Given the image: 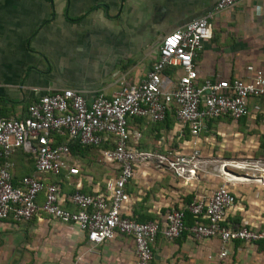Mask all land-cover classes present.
Returning a JSON list of instances; mask_svg holds the SVG:
<instances>
[{
  "label": "crops",
  "instance_id": "1",
  "mask_svg": "<svg viewBox=\"0 0 264 264\" xmlns=\"http://www.w3.org/2000/svg\"><path fill=\"white\" fill-rule=\"evenodd\" d=\"M217 1L0 0V119H22L30 103L64 89L77 91L90 102L100 91L111 96L120 81L139 83L156 60V47L163 35L203 16ZM210 24L211 39L202 44L194 58L198 82L217 77L245 80L246 66L264 74V0H240L217 13ZM164 74L174 81L180 71L168 67ZM247 111L235 122L219 118L207 125L221 121L219 126L227 125L233 136L240 138L238 142L248 137L240 150H252L251 155H255L261 142L253 138L261 139L264 146V100L248 99ZM168 119L172 122L170 129L165 123L129 119L132 146L148 155L152 150L178 151L182 140L188 138L184 134L178 139L177 127L170 115ZM149 134L171 136L176 147L146 148L141 145V138ZM75 146L79 150L70 153L68 165L76 167L78 175L62 172L48 180L57 183L65 196L76 191L88 195L101 191L104 183L116 175L115 166L101 161L102 146ZM92 151L99 155L98 162H93ZM247 160L253 164L258 161L256 166L264 170V151L261 160L254 156ZM10 161L15 180L33 174L32 160L21 150H14ZM227 161H200L203 173L200 175L198 167L197 175L204 180H182L168 170L166 182L160 179L163 175L146 167L148 163L136 164L134 177L125 187L129 195L125 214L137 222L159 221L166 208L185 206L195 196H208L215 187L224 185L236 197L227 221L237 225L244 220L254 227H263L264 172L253 169L250 175L243 172L249 180H226L216 166ZM254 178H260L261 183ZM185 224H191L188 215ZM222 249L227 254L221 264L264 262L262 242L223 244L217 238L194 240L183 232L172 240L157 235L150 264H214ZM0 264H134L133 243L127 236L116 235L91 245L72 224L45 217L21 223L8 218L0 221Z\"/></svg>",
  "mask_w": 264,
  "mask_h": 264
},
{
  "label": "built area",
  "instance_id": "2",
  "mask_svg": "<svg viewBox=\"0 0 264 264\" xmlns=\"http://www.w3.org/2000/svg\"><path fill=\"white\" fill-rule=\"evenodd\" d=\"M239 1L218 0L203 16L163 35L156 47V60L135 85L120 81L111 96L100 91L90 102L79 92L64 89L30 103L22 119H0V221L11 218L21 223L45 217L72 224L91 245L116 235L127 236L133 243L134 264H150L157 235L172 240L186 232L194 240L264 244V226L227 221L236 197L224 185L215 187L208 196H195L185 206L166 208L159 221L137 222L125 214L129 203L125 187L134 177L136 160L148 156L132 146L129 119L159 124L172 117L178 139L186 134L188 140H182L180 151L156 157L181 178L184 167L189 163L194 166L192 160L199 156L198 134L209 121L228 118L235 122L248 114V99L264 100V74L252 66L245 67V80H197L194 58L202 44L211 39L210 21ZM168 67L180 71L174 81L164 74ZM72 144L81 148L102 146L101 161L115 166L116 175L101 191L89 195L76 191L65 196L57 183L48 180L62 172L78 175V169L68 165ZM16 149L33 163V174L17 180L10 161ZM257 163L253 169L264 172ZM188 172L193 175L192 169ZM254 181L261 183L260 178ZM185 215L190 216L191 224H185ZM226 254L222 249L214 264H221Z\"/></svg>",
  "mask_w": 264,
  "mask_h": 264
},
{
  "label": "rangeland",
  "instance_id": "3",
  "mask_svg": "<svg viewBox=\"0 0 264 264\" xmlns=\"http://www.w3.org/2000/svg\"><path fill=\"white\" fill-rule=\"evenodd\" d=\"M219 122H221V121H215L214 123L207 125L203 130L200 131V133L198 134V136L201 140V142L199 144V147L201 148L199 156L192 160V162H194V166H192V164L189 163L184 167V171H183L180 179L184 180L185 178H189L191 181H196V178H198L197 180H204V177H199L197 175L196 169L199 167L198 171H200L199 173H200V175H202L203 172L201 171L200 161H205V160L212 161L215 158H216V160H228L231 162L241 163V164L245 165L243 170L226 168L224 172H226L228 174L231 173L233 175L240 176L242 178H247L243 175L244 174L243 172H246L249 175L251 173H253L252 172L253 171V165H252L253 163L250 160H247L245 162V160L249 156H254L255 158H258L259 160H261L262 152L264 151V146H263L262 140L253 138V140H255V141L258 140V142L259 141L261 142L260 146L258 145L257 149L254 150L255 155H251V153L253 152L252 150L250 152H248V151L243 152L240 149H242L245 142L248 141V137H243V139L240 142H238V140L240 138H235L233 136V133H231V129L227 125H223V127H220ZM225 123L228 124L229 121L226 120ZM170 137L171 136L163 135L162 138H159V137H153L152 135L149 134L147 137L144 136L141 138V145H145L144 147L152 148V149L155 146H158L161 149L165 150L168 148V145L170 147L175 146V143H176L175 138L171 139ZM204 139H206V140L204 141ZM156 142H159V144H157ZM253 144H255V143H253ZM249 146H251V144ZM167 151L168 150L163 152L160 150L159 152L157 151L156 153H154V151L152 150V152L147 157H145L144 159L138 158L136 160V164L139 165L141 163H148V165L146 167H149V168L153 169L154 171H156V173H160L161 175H163L160 179L161 180L164 179L166 182L167 178H168L167 173H168L169 169L167 170L165 162L159 160L156 156H158V155L167 156V155H165ZM162 152H163V154H162ZM90 155L93 157V162H96L98 160V158H100L99 155L97 154V152H94V151H92V154H90ZM172 157H173L172 155L169 156V158H172ZM205 165L208 166V164H205ZM85 167L88 168L89 165L86 163ZM190 169L193 170V175H189L188 170H190ZM160 171H162V172H160ZM237 171H241V173H238ZM155 175H157V174H155ZM155 177L156 176H154V178Z\"/></svg>",
  "mask_w": 264,
  "mask_h": 264
},
{
  "label": "bare ground",
  "instance_id": "4",
  "mask_svg": "<svg viewBox=\"0 0 264 264\" xmlns=\"http://www.w3.org/2000/svg\"><path fill=\"white\" fill-rule=\"evenodd\" d=\"M216 167H220V168H217L221 174L225 177L226 180H230V181H244L246 180V178H242L240 176H236V175H233V174H228L225 171V167L226 168H233V169H244V166L241 164V163H235V162H231V161H227V162H224V163H221V164H218ZM214 170V169H213ZM217 170V171H218ZM248 170V169H247ZM254 171V170H253ZM263 173V172H262ZM220 174V175H221Z\"/></svg>",
  "mask_w": 264,
  "mask_h": 264
},
{
  "label": "trees",
  "instance_id": "5",
  "mask_svg": "<svg viewBox=\"0 0 264 264\" xmlns=\"http://www.w3.org/2000/svg\"><path fill=\"white\" fill-rule=\"evenodd\" d=\"M162 123H165L164 124V126L167 128V129H170V125H171V120L170 119H168L167 120V118L162 122ZM79 147V146H78ZM77 150H79L74 144H72V145H70L69 146V151H70V153H74L75 151H77ZM187 215H185V217H186ZM189 216V215H188ZM189 218H190V216H189Z\"/></svg>",
  "mask_w": 264,
  "mask_h": 264
},
{
  "label": "water",
  "instance_id": "6",
  "mask_svg": "<svg viewBox=\"0 0 264 264\" xmlns=\"http://www.w3.org/2000/svg\"><path fill=\"white\" fill-rule=\"evenodd\" d=\"M165 34H166V33H165ZM165 34H164V35H165Z\"/></svg>",
  "mask_w": 264,
  "mask_h": 264
}]
</instances>
